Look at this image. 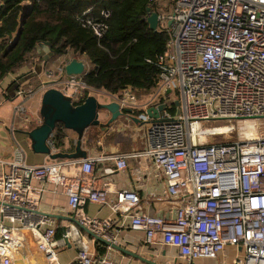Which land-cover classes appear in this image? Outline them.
Listing matches in <instances>:
<instances>
[{
    "label": "built area",
    "instance_id": "built-area-1",
    "mask_svg": "<svg viewBox=\"0 0 264 264\" xmlns=\"http://www.w3.org/2000/svg\"><path fill=\"white\" fill-rule=\"evenodd\" d=\"M148 1L157 14V30L167 35L165 52L155 61L157 86L139 92L141 97L129 87L110 95L146 125L144 147L37 165L18 148L14 159L0 161V264H14L25 232L34 237L45 264H59L58 250L68 245L75 248L70 264H128L124 256L114 260L119 253L109 247L98 253L94 241L72 222L55 240V219L39 209L45 183L62 190L81 226L113 244L120 246L119 229L85 216L86 203L107 206L119 215L120 229L143 233L146 246L173 250L175 264L219 260L229 249L234 253L225 264H264V0ZM87 25L97 37L107 29L103 23ZM71 59L47 83L78 105L86 92H94L82 78L90 64L77 58L85 72L66 76L64 66ZM36 92L19 79L12 92L21 99L14 119L34 127L41 119L32 118L25 101ZM159 106L164 109L158 118L147 116L146 110ZM202 121L233 125L203 127ZM51 138L49 145L57 152ZM103 161L128 173L147 162L152 175L165 182L164 197L179 203L174 217L137 213L140 199L132 190H118L110 198L93 176L95 164ZM72 169L79 176L68 172ZM33 182L40 185L33 187Z\"/></svg>",
    "mask_w": 264,
    "mask_h": 264
},
{
    "label": "trees",
    "instance_id": "trees-1",
    "mask_svg": "<svg viewBox=\"0 0 264 264\" xmlns=\"http://www.w3.org/2000/svg\"><path fill=\"white\" fill-rule=\"evenodd\" d=\"M26 2L30 15L12 46ZM147 7L148 0H1L0 80L23 66L30 67L41 44L50 57L84 58L90 68L82 78L95 92L116 96L128 87L149 92L158 83L155 61L165 52L167 35L149 29ZM87 21L107 26L102 37L96 36ZM64 131L57 124L53 132L51 141L57 152L64 146ZM97 251L104 253L100 246Z\"/></svg>",
    "mask_w": 264,
    "mask_h": 264
},
{
    "label": "crops",
    "instance_id": "crops-1",
    "mask_svg": "<svg viewBox=\"0 0 264 264\" xmlns=\"http://www.w3.org/2000/svg\"><path fill=\"white\" fill-rule=\"evenodd\" d=\"M1 4V0H0ZM30 6L29 2L25 3V8ZM38 45L35 49V57L30 67L23 66L14 73H9L0 80V161L8 162L16 157L18 148H21L25 154L27 162L30 164H42L48 161V157L44 155H38L30 152V142L27 136L24 134L26 130L34 128H18L16 119H14L13 110L15 105L21 101L13 96V88L17 78L24 76L29 78L34 76L36 67H44L47 64V60L50 57V53L45 46ZM45 47V48H44ZM40 63V64H38ZM37 76V75H36ZM31 77L27 80V83L31 85L34 80L42 79V76ZM43 91L39 90L28 101H25V105L31 109L30 115L32 118H39V106ZM106 94V93H105ZM109 95V94H108ZM110 97V95H109ZM112 101V100H111ZM110 102V101H108ZM102 124L109 118V114L105 111L99 116ZM19 120V119H18ZM129 120L127 117H120L115 123L109 127L103 126L92 127L94 132L98 135L92 139L84 136L82 141V149L87 150L91 155H103L109 156L118 153H127L135 150H141L144 147V136H138V128L130 126L126 123ZM21 123V122H20ZM89 128L88 130H91ZM65 140L64 146L61 149L62 152L74 151V141L76 136L69 130L64 131ZM140 170L135 173L116 171L112 162L103 161L96 163L93 169V176L96 181V186L106 188L109 191L110 198H113L115 192L122 189L135 191L140 199V202L136 208L137 213H145L149 215H156L166 219L173 218L175 211L179 206L178 202L168 201L163 191L165 188V182L161 178H155L151 173L150 165L145 161H140ZM0 166V172H1ZM73 176H79V170L72 169L68 171ZM33 187H38L40 184L33 182ZM44 192L41 198V204L39 206L40 211L47 214L57 215L60 218L56 221V233L55 240H59L62 236L63 229L70 222L66 218L72 217V214L68 208V198L62 193L60 188L55 190V187L50 183L42 184ZM83 213L85 216L91 219H97L99 221L110 222L112 228L118 230V237L120 246L138 254L141 257L153 260L159 264H173L174 254L173 250L162 249L161 247H148L144 244V235L142 232L130 231L126 229H120L116 223L120 220L119 215L113 214V212L107 206H100L97 204L86 203L83 207ZM90 241L94 239L80 229ZM59 235V236H58ZM58 236V237H57ZM22 241L19 249V254L14 257V264H45L42 250L37 246L34 241V237L29 232L21 235ZM94 244V243H93ZM105 248L102 244H97ZM115 251V250H114ZM117 252V251H116ZM119 253V252H118ZM234 253L233 249H229L226 255L219 258L223 262H229V257ZM227 254H230L228 256ZM75 256V248L68 245L58 250V262L59 264H70ZM123 255H113L114 260L120 259ZM124 261L128 264H144L138 260H134L124 256ZM206 261L196 262L194 264H204ZM220 263V262H219Z\"/></svg>",
    "mask_w": 264,
    "mask_h": 264
},
{
    "label": "water",
    "instance_id": "water-1",
    "mask_svg": "<svg viewBox=\"0 0 264 264\" xmlns=\"http://www.w3.org/2000/svg\"><path fill=\"white\" fill-rule=\"evenodd\" d=\"M146 22L151 31L156 32L158 27V18L156 12L151 7L146 9ZM30 15V6L23 9L20 17V28L17 36L14 39L12 46H14L21 32V27ZM11 48V47H10ZM85 72V67L82 61L77 58H72L65 66L64 73L66 76H79ZM47 88L43 92L39 106V117L41 119L40 125L27 130L24 134L27 136L30 142V149L36 155H44L49 160H79L85 159L88 156L87 150L82 149V141L85 133L89 128L103 126L109 127L115 123L120 117H129L134 123H140L141 121L135 117L129 116L130 110L127 108L121 109L118 103L111 101L108 103H100L95 96L88 95L84 100L78 104L73 105L71 98L63 94L60 90L53 88L51 83L45 85ZM164 109L163 106H159L155 109L146 110L148 117L152 119L158 118V113ZM109 114V118L104 124L100 121V114L103 112ZM143 123V122H141ZM61 124L65 130L73 132L76 136L74 141V151L72 152H52L49 145L50 138L55 131L56 125ZM52 218L59 219L57 215L48 214ZM68 221L77 225L88 236L94 239V245L102 244L104 247H109L121 253L123 256L138 260L144 264H159L153 260L139 256L138 254L112 242L95 235L85 227L81 226L78 221L73 218H66Z\"/></svg>",
    "mask_w": 264,
    "mask_h": 264
},
{
    "label": "rangeland",
    "instance_id": "rangeland-1",
    "mask_svg": "<svg viewBox=\"0 0 264 264\" xmlns=\"http://www.w3.org/2000/svg\"><path fill=\"white\" fill-rule=\"evenodd\" d=\"M43 47V46H42ZM45 48V47H44ZM67 58H71V55L68 54L64 57H58V58H55V57H49L48 60H47V64L46 66L44 67H40V65H38L36 67V72L34 76H31V77H35L36 75L37 76H42V79L40 80H34L31 82V85L27 83V80L30 79L31 77L29 78H25L24 76L20 77V78H24L25 80H22L20 78H17V80L19 79V83L20 84H23V83H26V86L29 88H31L32 90H42L43 86L46 85L47 82H49L50 80H53L54 77L57 76V73H58V69L61 68V66L64 64V62L66 61ZM40 64V63H38ZM36 76V77H37ZM137 95L139 97H141V93L137 92ZM88 95H93L96 97V99L100 102V103H108V101L111 102V98L109 97V95L102 91H99V92H89ZM28 108V107H27ZM29 110V108H28ZM29 112H31V109L29 110ZM129 121L126 123L129 124L130 126H133V127H136L138 128V132H136V134L138 136H145V128H146V125L144 123H134L130 120V118L128 117L127 118ZM16 124H17V127L18 128H23V129H29V128H32L33 126H29V128H26V124H22L20 123L19 120L16 121ZM220 124H223V125H226V126H229V125H233V122H228V121H225V122H217V121H202L201 122V126L203 127H214V126H218ZM94 130L93 128L91 130H87L86 131V134L85 136L86 137H89V138H92L94 139L98 133L97 132H94L92 131ZM27 131V130H26ZM261 132L260 133H264V130H260ZM95 136V137H94ZM41 156V155H40ZM39 157V155L37 156ZM228 256H230V254H227ZM172 256H174V254H172ZM206 262L204 264H225L224 262H222L221 260H216V259H208V260H205ZM200 262V261H199ZM220 262V263H219ZM175 264V263H173Z\"/></svg>",
    "mask_w": 264,
    "mask_h": 264
},
{
    "label": "bare ground",
    "instance_id": "bare-ground-1",
    "mask_svg": "<svg viewBox=\"0 0 264 264\" xmlns=\"http://www.w3.org/2000/svg\"><path fill=\"white\" fill-rule=\"evenodd\" d=\"M252 126H253L252 124L248 125V127H252Z\"/></svg>",
    "mask_w": 264,
    "mask_h": 264
}]
</instances>
